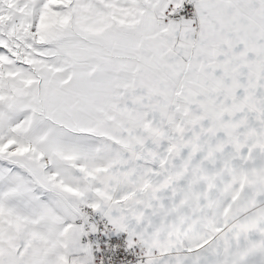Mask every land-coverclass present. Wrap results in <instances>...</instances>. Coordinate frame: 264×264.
Returning <instances> with one entry per match:
<instances>
[{
    "label": "snow or ice",
    "instance_id": "1",
    "mask_svg": "<svg viewBox=\"0 0 264 264\" xmlns=\"http://www.w3.org/2000/svg\"><path fill=\"white\" fill-rule=\"evenodd\" d=\"M0 264H264V0H0Z\"/></svg>",
    "mask_w": 264,
    "mask_h": 264
}]
</instances>
